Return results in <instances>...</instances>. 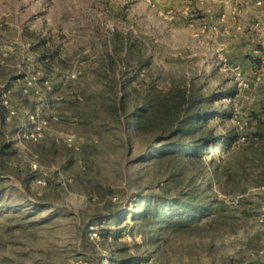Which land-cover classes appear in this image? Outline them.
Returning <instances> with one entry per match:
<instances>
[{
	"label": "rangeland",
	"instance_id": "rangeland-1",
	"mask_svg": "<svg viewBox=\"0 0 264 264\" xmlns=\"http://www.w3.org/2000/svg\"><path fill=\"white\" fill-rule=\"evenodd\" d=\"M184 88L199 129L135 126ZM263 187L264 0H0V264H264Z\"/></svg>",
	"mask_w": 264,
	"mask_h": 264
},
{
	"label": "trees",
	"instance_id": "trees-1",
	"mask_svg": "<svg viewBox=\"0 0 264 264\" xmlns=\"http://www.w3.org/2000/svg\"><path fill=\"white\" fill-rule=\"evenodd\" d=\"M202 102H204V99L196 96V94L188 88L180 90L172 89L167 92L152 90L145 96L143 107L134 112L132 119L135 121V126L138 128L141 119L146 117L145 113H147V117L151 120L155 117L162 118L166 130L169 132L173 130L174 126L178 129V132H180L178 134L186 133L188 129L189 131H196L195 128L199 129L197 125L201 119L204 120L203 117L206 115L205 112L200 111L201 105L203 104ZM180 145V142H171L167 149L163 150V158L175 159L179 157L178 150L180 149ZM201 147L202 144H199V142H189L184 149L190 151V156L194 159L197 158L198 151ZM156 200L157 204L152 205L153 207L146 203L140 214L141 222H149L151 224L152 221V226L149 224L151 227H153V225L155 226L157 215H161L166 209L179 211V207H187L181 202L167 203L164 199ZM206 209L210 211L209 207L197 206L194 208V213L202 210L204 212Z\"/></svg>",
	"mask_w": 264,
	"mask_h": 264
},
{
	"label": "built area",
	"instance_id": "built-area-1",
	"mask_svg": "<svg viewBox=\"0 0 264 264\" xmlns=\"http://www.w3.org/2000/svg\"><path fill=\"white\" fill-rule=\"evenodd\" d=\"M233 71L238 75L240 74V68H238V66L235 67ZM29 85L33 86L34 82L32 80L29 81ZM43 85H49V81L48 80L45 81ZM7 104H8V101L5 100L4 105H7ZM15 114L16 112L14 110L10 112L11 116H14ZM28 122L30 124V127L27 128L24 132H22V137L25 139L31 140L34 143L38 142L43 137L44 131L48 126V121L46 119L40 118L38 114H32L29 116ZM92 235H93L91 236L92 240L94 241L101 240V235L99 234L98 230H95Z\"/></svg>",
	"mask_w": 264,
	"mask_h": 264
}]
</instances>
